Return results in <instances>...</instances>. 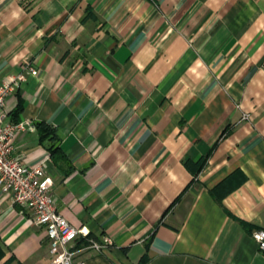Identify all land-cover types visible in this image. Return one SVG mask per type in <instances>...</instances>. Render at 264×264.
Masks as SVG:
<instances>
[{"label":"crops","instance_id":"obj_1","mask_svg":"<svg viewBox=\"0 0 264 264\" xmlns=\"http://www.w3.org/2000/svg\"><path fill=\"white\" fill-rule=\"evenodd\" d=\"M23 70L16 154L49 157L78 258L264 264V0H0V82ZM50 260L0 191V264Z\"/></svg>","mask_w":264,"mask_h":264},{"label":"built area","instance_id":"obj_2","mask_svg":"<svg viewBox=\"0 0 264 264\" xmlns=\"http://www.w3.org/2000/svg\"><path fill=\"white\" fill-rule=\"evenodd\" d=\"M29 69L37 74L30 64ZM26 79L27 71L23 70L0 82V191L10 194L14 204L26 208L33 223L45 227L50 264H87L76 256L75 242L81 235V228L73 225L58 209L53 191L55 182L46 166L49 157L30 163L16 154V140L26 131V121H14L6 103L14 87ZM252 236L264 254V228L255 229ZM109 244H112L109 237H104L103 241L87 237V247L97 251Z\"/></svg>","mask_w":264,"mask_h":264},{"label":"trees","instance_id":"obj_3","mask_svg":"<svg viewBox=\"0 0 264 264\" xmlns=\"http://www.w3.org/2000/svg\"><path fill=\"white\" fill-rule=\"evenodd\" d=\"M18 111L21 110V107H19L17 109ZM10 115H11V118L14 120V121H18V119L16 118V113L14 112H10ZM38 125L41 127V136L42 137H45L47 134H50L52 133V129H50L47 125H45L43 122H39ZM51 150V153L54 155L55 154V149L54 147L51 145L50 148Z\"/></svg>","mask_w":264,"mask_h":264}]
</instances>
